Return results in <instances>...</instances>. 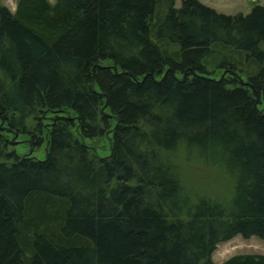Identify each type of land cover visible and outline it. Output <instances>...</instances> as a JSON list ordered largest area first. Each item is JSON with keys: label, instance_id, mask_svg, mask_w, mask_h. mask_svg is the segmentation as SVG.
<instances>
[{"label": "trees", "instance_id": "trees-1", "mask_svg": "<svg viewBox=\"0 0 264 264\" xmlns=\"http://www.w3.org/2000/svg\"><path fill=\"white\" fill-rule=\"evenodd\" d=\"M181 147L232 194L188 192ZM238 234L264 238L263 3L0 0V264H264L214 260Z\"/></svg>", "mask_w": 264, "mask_h": 264}, {"label": "rangeland", "instance_id": "rangeland-1", "mask_svg": "<svg viewBox=\"0 0 264 264\" xmlns=\"http://www.w3.org/2000/svg\"><path fill=\"white\" fill-rule=\"evenodd\" d=\"M12 10H15L18 0H1ZM202 2L215 7L225 13L249 12L257 2L263 3L264 0H201ZM182 0H175L176 6L181 5ZM217 74H222L221 70ZM50 118H45L49 121ZM12 142L10 147L17 150L19 154L30 153L37 157H45L48 141L38 148H32L25 134H9ZM91 150L99 155H107L111 148V134L105 136L86 139ZM172 161L178 166L182 175L185 188L190 193L212 196L216 198H228L233 192V178L218 165L200 158L197 155L189 154L187 149L181 147L171 152ZM204 159V160H203ZM243 252L264 253V238L251 236L245 238L238 234L232 239L222 241L217 245L213 253L214 260L224 261L229 256Z\"/></svg>", "mask_w": 264, "mask_h": 264}]
</instances>
